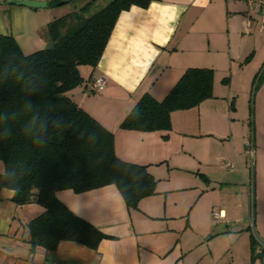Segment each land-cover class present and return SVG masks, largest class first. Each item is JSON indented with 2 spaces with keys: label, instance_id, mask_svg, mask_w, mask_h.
I'll return each instance as SVG.
<instances>
[{
  "label": "crops",
  "instance_id": "crops-1",
  "mask_svg": "<svg viewBox=\"0 0 264 264\" xmlns=\"http://www.w3.org/2000/svg\"><path fill=\"white\" fill-rule=\"evenodd\" d=\"M7 1L0 0V34L11 35L30 54L53 46L47 27L53 18L88 0L62 6L44 0L43 8ZM262 14L264 0L253 6L246 0H151L147 7L121 11L96 66H79L83 82L71 96L113 133L119 159L147 167L156 179L155 193L128 209L114 184L80 193L58 190L56 198L105 237L96 249L61 241L53 250L31 251L27 223L43 207L17 205L13 190L1 187L0 264H264V244L256 239L260 255L254 259L250 250L248 166L252 156L256 220L261 218L256 226L264 240ZM189 67L213 69L212 97L172 111L166 130L120 127L144 93L161 100ZM260 72L251 98L248 149L237 99ZM100 75L106 78L104 88L90 92L87 84Z\"/></svg>",
  "mask_w": 264,
  "mask_h": 264
},
{
  "label": "trees",
  "instance_id": "trees-1",
  "mask_svg": "<svg viewBox=\"0 0 264 264\" xmlns=\"http://www.w3.org/2000/svg\"><path fill=\"white\" fill-rule=\"evenodd\" d=\"M95 1L88 0L47 24L53 42L51 48L24 54L11 35L0 34V60L13 53L26 56L45 78V86L34 101L42 110L51 101L54 113L68 121L65 128L52 130L51 142L45 146H36L26 138L19 121L11 123L12 137L0 140L4 169L13 165L28 169L17 181H7L0 176V188L12 189V200L17 205L35 202L43 207L42 212L27 223L31 251L37 246L53 250L61 241L96 249L105 237L59 201L55 196L58 190L80 193L114 184L128 209L137 208L140 199L155 193L156 179L147 167L119 159L114 152L113 133L80 108L71 96V91L83 82L79 66H96L119 13L132 5L147 7L151 0H107L94 11L91 6ZM63 4L59 0L49 2V6ZM222 81L227 83L228 77ZM212 83V68L189 67L161 100L144 93L120 127L141 131L169 129L171 112L195 107L212 97ZM22 99L14 82L0 83V111L19 108ZM135 109L141 112L139 119L134 115ZM84 128L97 132L99 139L95 145L89 144L86 138H78L79 130ZM256 244L251 234L253 259L260 255L255 252Z\"/></svg>",
  "mask_w": 264,
  "mask_h": 264
},
{
  "label": "clouds",
  "instance_id": "clouds-1",
  "mask_svg": "<svg viewBox=\"0 0 264 264\" xmlns=\"http://www.w3.org/2000/svg\"><path fill=\"white\" fill-rule=\"evenodd\" d=\"M14 82L19 89L21 106L15 110L0 111V140H8L13 135L11 123L22 122V134L36 146H45L51 142V132L54 129L65 128L67 119L54 113V105L49 101L42 110V106L34 101L44 86V75L30 64L26 56L10 54L0 60V83ZM137 119L140 118L139 109L134 110ZM78 138H86L87 142L95 145L99 139L97 132L87 128L79 130ZM103 157H101V160ZM0 163H3L0 160ZM28 171L23 165H13L0 172V176L7 181H17Z\"/></svg>",
  "mask_w": 264,
  "mask_h": 264
},
{
  "label": "rangeland",
  "instance_id": "rangeland-1",
  "mask_svg": "<svg viewBox=\"0 0 264 264\" xmlns=\"http://www.w3.org/2000/svg\"><path fill=\"white\" fill-rule=\"evenodd\" d=\"M78 0H73V1H70L72 2L71 4H78L76 3ZM105 1L104 0H96L94 5L91 6V10H98L100 7H102L104 5ZM62 6V5H60ZM251 68V67H250ZM255 73V72H250V76ZM249 76V77H250ZM250 85V84H248ZM253 86V85H252ZM252 86L248 89V87L246 88V90L240 94L238 96V99H237V104H238V112H239V116L241 119H243L244 123H245V130H246V135H247V140H248V149H251V145H250V138H251V125L249 124V122L252 121V115L251 114V98H252ZM248 166L250 167L251 169V173H253V186H252V183L250 185V197L252 199V194H253V220H254V229H255V232L256 234L258 235V230H257V226L256 224L259 226L260 223V217H259V214H258V218L256 220V212H257V209H256V197H255V165H254V161H253V158L252 156H250V158L248 159ZM204 169V168H203ZM204 171V170H202ZM252 203V201H251ZM252 207V206H251ZM252 209V208H251ZM258 212H259V208H258ZM249 231L251 234H253V230H252V227H251V221L249 223ZM259 236V235H258Z\"/></svg>",
  "mask_w": 264,
  "mask_h": 264
},
{
  "label": "water",
  "instance_id": "water-1",
  "mask_svg": "<svg viewBox=\"0 0 264 264\" xmlns=\"http://www.w3.org/2000/svg\"><path fill=\"white\" fill-rule=\"evenodd\" d=\"M60 2L62 3H68L70 1H73V0H59ZM9 4H13V5H21V6H26V7H31V8H43L45 6H47V2L44 1V0H8L7 1ZM262 72L259 73V75L257 76L255 82H254V85L252 87V98H253V94L255 92V88H256V84H257V81L260 77V74ZM252 186H253V183H252ZM252 211H253V194H252ZM252 230H253V235L255 236V238L261 242L262 244H264V240H262L255 232V229H254V220H253V212H252Z\"/></svg>",
  "mask_w": 264,
  "mask_h": 264
},
{
  "label": "built area",
  "instance_id": "built-area-1",
  "mask_svg": "<svg viewBox=\"0 0 264 264\" xmlns=\"http://www.w3.org/2000/svg\"><path fill=\"white\" fill-rule=\"evenodd\" d=\"M247 3L249 5H254L255 3V0H246ZM260 25L261 27L264 26V14L261 15V20H260ZM105 83H106V78L105 76L103 75H100L98 76L96 79H94L93 81H90L88 84H87V89L90 91V92H97V91H100L104 88L105 86ZM227 166H230L229 163H226ZM215 216H217L216 213H214Z\"/></svg>",
  "mask_w": 264,
  "mask_h": 264
}]
</instances>
